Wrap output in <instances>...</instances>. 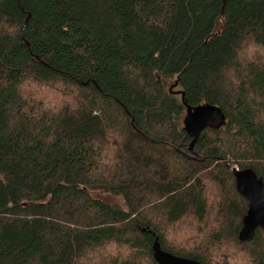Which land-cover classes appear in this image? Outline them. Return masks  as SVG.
Wrapping results in <instances>:
<instances>
[{
	"label": "trees",
	"instance_id": "16d2710c",
	"mask_svg": "<svg viewBox=\"0 0 264 264\" xmlns=\"http://www.w3.org/2000/svg\"><path fill=\"white\" fill-rule=\"evenodd\" d=\"M234 168L264 185V0H0V264H263Z\"/></svg>",
	"mask_w": 264,
	"mask_h": 264
},
{
	"label": "water",
	"instance_id": "95a60500",
	"mask_svg": "<svg viewBox=\"0 0 264 264\" xmlns=\"http://www.w3.org/2000/svg\"><path fill=\"white\" fill-rule=\"evenodd\" d=\"M184 130L193 138V146L199 135L205 129L218 130L225 124L223 112L215 106L204 105L186 109ZM236 190L248 202V208L242 219L240 238L251 239L258 228L264 231V185L251 169L238 170L234 168ZM152 257L156 264H200L197 261L177 257L164 252L158 239L152 244ZM264 264V263H263Z\"/></svg>",
	"mask_w": 264,
	"mask_h": 264
},
{
	"label": "rangeland",
	"instance_id": "374dc122",
	"mask_svg": "<svg viewBox=\"0 0 264 264\" xmlns=\"http://www.w3.org/2000/svg\"><path fill=\"white\" fill-rule=\"evenodd\" d=\"M172 90H174V89H172ZM184 228H186V229H187V226H185Z\"/></svg>",
	"mask_w": 264,
	"mask_h": 264
}]
</instances>
